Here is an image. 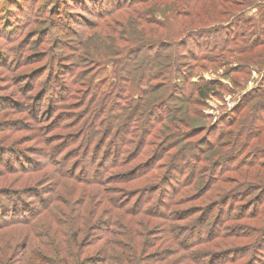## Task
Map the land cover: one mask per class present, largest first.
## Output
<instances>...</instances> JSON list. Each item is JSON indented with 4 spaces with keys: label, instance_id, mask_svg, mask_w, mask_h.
I'll return each instance as SVG.
<instances>
[{
    "label": "rangeland",
    "instance_id": "374dc122",
    "mask_svg": "<svg viewBox=\"0 0 264 264\" xmlns=\"http://www.w3.org/2000/svg\"><path fill=\"white\" fill-rule=\"evenodd\" d=\"M263 19L264 0H0V224L15 218L12 211L40 210L49 191H106L129 210L147 211L149 217L137 220L149 225L135 224L133 235L139 230L151 258L169 257L175 245L161 239L171 224L187 253L203 264L217 249L194 245L219 224L221 209L254 217L228 224L236 234L264 228V47L252 53L246 47L264 39ZM244 21L255 30L243 44L244 35L234 37ZM180 42L187 47L176 70L163 58ZM206 85L211 90L202 99L196 91ZM60 95L64 106L57 108ZM181 95L194 102L191 118L205 117L206 131L177 140L171 135L187 129L168 117H182ZM62 115L64 122L53 128ZM242 131L236 151L227 153ZM83 135L90 152L81 148L85 140L77 143ZM219 142L222 151L209 158ZM117 150L119 166L101 168L105 160L97 158ZM87 151L82 162L78 154ZM229 163L239 170L228 173ZM137 171L141 176L132 181ZM152 194L148 204L141 201ZM60 197L47 223L81 214V206L66 207L70 200ZM95 198L100 209L107 207ZM160 213L187 220L166 222ZM123 226L115 240L125 248L131 241ZM201 228L206 235L200 237ZM247 242L225 241L221 257L239 259L231 264H251L254 252L264 257L261 248L249 253ZM122 252L116 248L115 257Z\"/></svg>",
    "mask_w": 264,
    "mask_h": 264
},
{
    "label": "trees",
    "instance_id": "16d2710c",
    "mask_svg": "<svg viewBox=\"0 0 264 264\" xmlns=\"http://www.w3.org/2000/svg\"><path fill=\"white\" fill-rule=\"evenodd\" d=\"M254 30L255 25L253 23L250 21H244L242 26L237 31L238 36L236 35L234 37L236 38V42L238 41L239 36L244 35L240 40V42L244 44V40L247 38L246 34H252ZM61 38H70V36L68 37L67 35L62 34ZM186 47L187 45L183 42L172 43L169 47L170 50H172L171 54L167 55L163 59L170 61V63L177 68L176 70H178L180 60L184 57L182 50ZM246 47H249L250 50L248 52L251 51L252 53L258 48L264 47V39L256 44H247ZM243 49L244 48H240L239 50L242 51ZM2 59L3 56H0V62ZM87 86H89V88L91 87V79L89 85ZM210 90L211 89H209L206 85L200 87L199 91L196 92L198 96L204 99L208 96V91ZM62 98H64L63 95H60V97L57 98L59 100L57 101V108H62L64 106L63 103H60ZM259 99L264 102V96L259 97ZM177 100L179 101V107L176 108H179L178 110H181L183 115L178 119L176 118L177 115H169L168 121H176L184 125L183 127L187 129V133L183 136V132H178L177 134L171 135L172 139L176 138L179 140L180 136H182V139L184 137L193 138L195 136H199V133L202 132L201 130L203 128L205 129L206 126L204 124L205 117L201 114L198 115L197 113L193 114V118H191L189 116V108L190 104L194 102L189 99H185L183 95L177 98ZM260 110L263 112L264 108ZM64 117L65 116L63 115L60 116L59 120L54 123L53 128L57 127L58 129L64 122ZM40 119L42 118L40 117ZM55 120L56 119H54V121ZM255 120L256 118H253V121ZM247 123L248 119L244 120V124L241 125L243 131L247 129ZM252 128L253 127L251 126L250 129ZM204 131H206V129ZM243 131L239 133V135L237 134L235 140L231 144H227V148L229 147L230 149L227 153L236 151V145L240 140ZM87 138L88 137L86 135H83L78 139L77 143L85 140L86 144H84L81 148L87 149L89 146L88 151L90 152V145L87 144ZM82 143L83 142L80 144ZM222 146L223 144L219 142L217 148L210 152L211 154L209 155V158L216 157L222 151ZM88 151L87 154L86 152L78 154V156L81 157L82 162L87 161L89 154ZM120 154L121 150H117L114 153L110 151L109 153H106L102 159L97 158V160H101L100 163L102 160H105V164L101 165V168H116L121 162L119 159ZM207 161L212 162L213 160L207 159ZM252 164H254L253 167H255V163ZM263 164L264 163H262V165ZM181 165L182 163L180 162V166ZM89 169L90 168L87 165L83 164V170L86 171ZM59 170L61 176L73 179L72 175H70L68 171L65 172L63 169ZM226 170L228 173H236L239 168L236 169V167H232V163H229ZM174 172L178 173L179 170L175 169ZM140 174V171L133 173L132 181L138 180L141 176ZM218 182H221V180L218 179L216 184ZM49 193L50 197L48 200H41L39 205L41 208L40 210L28 211L27 216L22 213L21 216H19L16 215L19 212L14 213L15 211H12L15 218L0 224V264H110L111 261L116 259L118 260V264H203L195 260L194 254L187 253V249H185L183 244H180L178 241L177 233L171 231L172 229H175L176 226L171 224L167 225V229L165 230L161 241L163 240V242H165L166 240H169L175 245L171 248L169 257L170 259H176H174V261L172 259L167 261L169 257L165 260L151 258V253L148 251L151 247L147 248L146 243L142 242L143 236L139 234V230L136 231L135 236L133 235L135 224L142 223L145 228L149 225L148 223L138 222L137 220L138 217H149L147 211H144L143 208L134 209L133 211L129 210L125 204H119L115 201V199H111V197L106 194V191H49ZM60 194L70 200L66 207L71 206L72 204L74 205L75 203L79 206V208L81 206V214L79 217L74 216L77 219H67L65 223H56L54 221L53 223H47L45 221V217L51 215L52 210L60 204V200H62ZM153 196L154 194L150 195V197L143 195L141 197V201L143 200L145 201L143 203L148 204L154 199ZM95 197H100L101 200L106 203L107 207L105 209H100V206L102 205H97L98 203ZM73 199L75 200L73 201ZM230 200L231 207L234 197H230L228 202ZM169 201L172 206L173 199H169ZM161 204L164 205V203ZM6 210L7 209L4 208L2 212L5 213ZM160 214H162L161 219L166 222L169 221L175 223L187 220V217H184V214L180 216L183 217L182 219L179 215L168 219V217H163L166 216V214ZM70 215H73V213ZM4 217H6V215H4ZM218 217H215V222L219 224L209 231V237H207V235L204 237L205 239L199 238L196 240L197 242L194 245L196 248L212 245L215 249H217L215 251L208 252V256H206L208 260L205 264H231V262L237 263L239 261V259H235V261H233L234 257H221L227 247L222 245L220 248L219 246L228 240L242 239L248 241L245 247L249 249V253H252L257 248H261L259 249L261 251L264 250V228L252 227L248 229L247 234L244 233L246 235H242L241 233L239 235L236 234V231H233L234 227H228V224L233 222H241L247 218L253 220L254 217L249 214L241 215L240 213H231L229 211L223 213L222 209ZM123 225H125L126 230L129 229L127 230L129 231L127 236L131 241L130 245H127L125 248H123L121 244L115 240V237L118 234L116 230H118V227H124ZM202 235H206L205 229L203 228H201L198 233V236L201 237ZM181 247H183V249ZM116 248H121L124 253L128 250L129 251L126 254L122 252L121 255L115 257L114 252ZM261 251L258 254L263 255V252ZM180 252H184L185 256L182 258L179 257L178 255ZM253 254L252 257L254 260L251 264H264V257L258 258L257 255L254 256ZM248 255H245L244 258H247ZM15 258L17 260L13 263L12 261H14Z\"/></svg>",
    "mask_w": 264,
    "mask_h": 264
}]
</instances>
